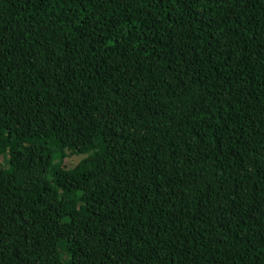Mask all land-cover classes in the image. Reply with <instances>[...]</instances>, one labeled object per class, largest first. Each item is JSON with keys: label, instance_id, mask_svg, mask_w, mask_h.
Returning <instances> with one entry per match:
<instances>
[{"label": "trees", "instance_id": "16d2710c", "mask_svg": "<svg viewBox=\"0 0 264 264\" xmlns=\"http://www.w3.org/2000/svg\"><path fill=\"white\" fill-rule=\"evenodd\" d=\"M0 147V264H264V0H0Z\"/></svg>", "mask_w": 264, "mask_h": 264}, {"label": "rangeland", "instance_id": "374dc122", "mask_svg": "<svg viewBox=\"0 0 264 264\" xmlns=\"http://www.w3.org/2000/svg\"><path fill=\"white\" fill-rule=\"evenodd\" d=\"M172 43H173V38L169 37L168 40H167L168 46H171ZM3 154L4 153H3V151H2V149L0 147V162H3L2 161L3 160L2 157L4 156ZM82 157H83V155H70V157L67 159L66 166L68 168L74 166ZM114 262H115V264H124V262L119 261L117 258L114 259Z\"/></svg>", "mask_w": 264, "mask_h": 264}]
</instances>
